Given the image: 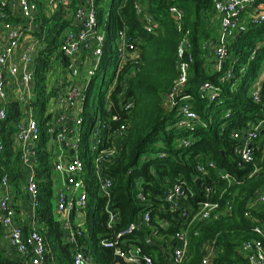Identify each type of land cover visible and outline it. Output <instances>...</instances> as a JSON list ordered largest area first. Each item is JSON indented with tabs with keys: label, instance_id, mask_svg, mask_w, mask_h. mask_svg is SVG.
Instances as JSON below:
<instances>
[{
	"label": "trees",
	"instance_id": "16d2710c",
	"mask_svg": "<svg viewBox=\"0 0 264 264\" xmlns=\"http://www.w3.org/2000/svg\"><path fill=\"white\" fill-rule=\"evenodd\" d=\"M73 1V0H72ZM108 0H97L98 22L104 26V10ZM146 4L159 23L156 34H147L141 27L135 12L136 2ZM263 1V0H258ZM177 4L185 11L184 30H190L193 46L194 63L191 66L186 89L183 95H189V103L199 114L203 126L193 132L178 129L177 109H168L164 104V96L170 92L179 75L178 45L181 38L177 25L169 15V7ZM72 3V8L74 7ZM215 13L214 0H112L105 27L108 36L107 47L103 59L113 53L117 33L126 28L129 35L143 38L141 46V65L129 76V89L126 98H133L134 106L128 113L119 112L121 118L129 123V132L122 142V149L115 163L107 167V174L113 179L112 208L120 212V221L114 226V234L124 232L138 216L151 211L150 226L155 227L159 236H172L186 230L189 237V258L185 264H200L205 254V246L213 244L218 249L214 264H248L241 254L244 243L257 236L253 233V223L244 214L253 195L264 189V171L258 178L247 179L241 186L228 187L218 177L216 169L208 166V159L215 162L217 169L242 178L251 170H241L235 154V142L231 139L234 129L243 130L250 124L264 119V90L262 100L254 101L252 86L264 63V23L253 24L247 20L246 29L238 32L227 47V59L222 70L216 69V56L213 63L207 60V43L216 45V28L210 24V15ZM217 14V13H216ZM36 23L39 34L34 35L44 44V49L37 57L36 98L33 100L35 116L42 127L50 98L54 91L47 92L48 73L51 57L59 47L61 36L69 29L70 21L65 19L64 7L48 17L37 15ZM11 22L15 19L10 18ZM17 21V20H16ZM26 24L23 19L20 20ZM221 24V23H220ZM26 27V25H25ZM220 29V28H219ZM219 32V31H218ZM241 33V35H240ZM61 58L64 65L68 59ZM232 71V79L220 83L225 71ZM205 82L221 85L220 96L214 103L201 99L200 87ZM96 91L91 89L97 97ZM124 99V98H123ZM117 111H120L117 108ZM230 117L226 118V113ZM23 115L20 104L11 100L6 120L1 132L4 139L3 160L0 166V182L8 176L11 183L21 185L23 172L20 167V156L16 149V123ZM86 125L94 112L91 106L86 112ZM185 138L194 143L190 147L182 146ZM264 141V138H263ZM160 143V147L155 144ZM86 141L81 148V157L85 164L84 182L87 192V206L82 211L85 236L80 239L99 264H115L113 249L102 245L103 240L114 237L107 227L109 220L105 210L106 201L100 196L91 157L86 149ZM164 154V157L160 155ZM260 164L264 167V153L257 152ZM52 156L47 150V140L43 134L38 144L37 178L39 185V207L36 218L41 224V234L45 238L48 254H53L59 264H73L70 247L63 240V232L59 218L55 214V175L50 166ZM202 164L207 175L200 176L197 166ZM201 178L200 184L195 179ZM138 182L147 198L146 204L139 202ZM185 182L193 190L194 196L189 198L188 213L183 210L164 212L167 205L160 197L174 183ZM214 192L211 201L218 204L222 213L217 219L197 222L194 216L199 204L208 201L205 189ZM232 206L230 213L226 209ZM254 211L253 215L264 218L262 212ZM74 219L79 215L74 214ZM159 221H166V229L161 228ZM149 226V227H150ZM142 226L131 235H125L129 244L141 246L145 253L155 259V264H167L165 253L154 243H148L147 237L153 230ZM196 235V233H198ZM154 242V241H153ZM156 252V255H154ZM0 264H17L0 248Z\"/></svg>",
	"mask_w": 264,
	"mask_h": 264
},
{
	"label": "built area",
	"instance_id": "2783aa9c",
	"mask_svg": "<svg viewBox=\"0 0 264 264\" xmlns=\"http://www.w3.org/2000/svg\"><path fill=\"white\" fill-rule=\"evenodd\" d=\"M176 2L177 0H170ZM74 7L72 8V3ZM97 0H0V166L3 160L4 139L1 132L3 122L7 118L9 103L17 101L23 115L16 123L15 143L20 156V167L23 172L20 189L30 201L33 212L28 233L15 221L16 211L12 205L10 191L11 182L4 176L0 182V239L8 240L16 250L17 264H59L53 254H48L47 243L41 234L36 218L39 207V185L37 178L38 144L43 136L47 140V150L52 156L50 166L55 175V214L60 220L63 240L70 247L73 264H99L90 250L81 245L80 239L85 236L84 230L76 225L73 215L82 214L87 206V192L84 182L85 164L81 157V148L86 141V149L91 157L100 196L106 201L105 210L108 213L107 227L114 237L103 240L102 245L113 249L115 257L121 258L127 264H155L152 255L144 252L141 246L129 244L124 239L142 226H150L151 211L138 216L135 223H131L127 230L114 234V226L120 221V212L112 208V188L114 181L107 174L106 169L118 159L122 142L129 132V123L120 121V114L128 113L134 106L133 98H126L129 89V76L132 71L141 65V46L143 38L129 35L126 28L117 33L113 53L104 60L105 47L108 36L106 26H100ZM44 3L48 17L55 14L60 6L64 7L65 19H69L70 27L61 36L57 52L52 55L48 86L46 91H54L45 111V124L41 127L35 116L33 100L36 98L37 57L44 49V44L37 38L28 42V33L34 35L38 24L37 13L40 4ZM215 12L220 17V29L217 43L214 47L216 56V69L222 70L227 59V47L239 31L243 14L249 13L253 24L264 23V0H214ZM135 12L140 20L141 27L147 34H156L159 23L149 13L146 4L136 2ZM169 15L175 21L181 38L178 45L179 75L168 94L164 96V104L168 109H177L178 129L193 132L198 126H203L199 114L189 103L191 97L183 95L186 89L191 66L194 63L193 46L190 39V30H184L185 11L177 4L169 7ZM20 16L27 22L26 27L10 21L11 16ZM39 34V32H37ZM69 60L64 65L61 58ZM111 64L114 65L113 77L105 87L98 78L102 70ZM90 65L88 69L87 66ZM63 67L67 77L61 79L55 69ZM75 68V74L72 72ZM79 72L89 74L90 78L74 80ZM232 79V71H225L220 77V83ZM50 81L54 84L50 87ZM93 88L98 92L97 97L88 92ZM221 85L205 82L201 85L199 93L201 99L214 103L220 96ZM13 98H11V95ZM262 91L252 92L254 101L262 100ZM124 98V99H123ZM93 107L94 115L86 125V112ZM117 108L120 111H117ZM230 117V112L226 113ZM205 126V125H204ZM264 119L252 123L243 130L234 129L231 139L235 142V154L238 158V167L244 170L251 167L242 178H237L228 172L217 169L215 162L208 159V166L216 169L218 177L227 183L228 187L241 186L247 179L258 178L264 171L257 152L264 153ZM194 143L191 138H185L182 146L190 147ZM164 157V154L160 155ZM200 176L207 175L202 164L197 166ZM196 182L201 178L195 179ZM137 198L140 203L146 204L147 198L138 182ZM209 198L199 204L194 220L197 222L217 219L222 213L218 211V204L211 201L214 194L211 188L205 189ZM194 196L185 182L174 183L160 197L167 205L164 212L173 213L183 210L188 213L189 198ZM182 202L186 204L183 205ZM244 214L245 218L253 223L252 231L257 236L247 241L241 247V254L248 264H264V218L253 215L254 211L264 209V189L256 192L249 201ZM232 206L226 209L230 213ZM264 215V211L262 212ZM161 228L166 229L168 223L159 221ZM152 234L147 237L148 243L155 240H164L168 254L165 255L167 264H185L189 258V237L186 230L175 235L159 236L155 227L150 226ZM196 233V235H198ZM154 241V242H153ZM218 254L213 244L205 246V254L200 264H214Z\"/></svg>",
	"mask_w": 264,
	"mask_h": 264
},
{
	"label": "crops",
	"instance_id": "0c3cea01",
	"mask_svg": "<svg viewBox=\"0 0 264 264\" xmlns=\"http://www.w3.org/2000/svg\"><path fill=\"white\" fill-rule=\"evenodd\" d=\"M43 14L48 16V13L46 11V7H45L44 3L40 4L39 12L36 15H43ZM249 16H250L249 13L243 14L238 32L242 33V31L246 29V26H247L246 23H247V20L249 19ZM13 18L15 19L14 23L21 24L20 20H22V19L20 18V16H18V15L15 17L13 16ZM209 20H210V24L217 29L216 30V37H217L218 31L220 28V17L215 12V13H212L210 15ZM21 25H23V24H21ZM25 25H27V22L23 26H25ZM37 31H38V29H36V32ZM1 33H2V31L0 29V35H1ZM35 39H36L35 35L28 33V38H27L28 42H33ZM41 44H43V43L41 42ZM214 47H215L214 43H212V42L207 43V48H208L207 49V60H210L213 63V67H214V60H215V56L213 54L214 53ZM255 90L256 91H263L264 90V63H263L262 68L259 71L258 76L255 79L253 86H252V92H254ZM10 96H11V98H13L12 94ZM10 191H11V195H12V205L14 206L15 211H16L15 221L18 225L23 227V230L25 231V233H28V230L30 228V224L32 221V215H33V212H32L31 206H30L29 198L26 194H24L21 191L20 187H18L14 183H11ZM182 204L185 205L186 203L182 202ZM83 217H84L83 214L79 215V219L75 220L76 225H78L82 229H83V224H84L83 223ZM154 245L158 246V248L162 252H164L165 254H168L166 244H165V241L163 239L162 240H159V239L155 240ZM0 248L12 260L16 259L17 252L10 245L8 240L0 239ZM154 255H156V252ZM166 261H167V259H166Z\"/></svg>",
	"mask_w": 264,
	"mask_h": 264
},
{
	"label": "rangeland",
	"instance_id": "374dc122",
	"mask_svg": "<svg viewBox=\"0 0 264 264\" xmlns=\"http://www.w3.org/2000/svg\"><path fill=\"white\" fill-rule=\"evenodd\" d=\"M111 2L112 0H108L107 1V5L105 7V10H104V18H103V22L105 23L106 20L108 19V15H109V12H110V8H111ZM21 24H25L23 22H20ZM87 68L89 69L90 68V65L87 66ZM113 72H114V65L111 64L109 67L106 68V71L104 72V70L101 71L100 75H99V78H98V83L101 84L102 81L104 83V86L106 87L109 83H110V80L112 79L113 77ZM55 73L60 76L61 79H64L65 77H67V72L65 71V69L63 67H60L58 69H55ZM50 76H53L49 73ZM74 77V80H82V79H88L90 78L89 74H83L81 72H79V74L75 77ZM54 83L52 81H50V87L53 85ZM57 84V83H56ZM54 84V86L56 85ZM155 147L159 148L160 147V143H157L155 144Z\"/></svg>",
	"mask_w": 264,
	"mask_h": 264
},
{
	"label": "water",
	"instance_id": "95a60500",
	"mask_svg": "<svg viewBox=\"0 0 264 264\" xmlns=\"http://www.w3.org/2000/svg\"><path fill=\"white\" fill-rule=\"evenodd\" d=\"M240 35H241V33H240ZM71 70H72V72H73L74 74L76 73V72H75V68H72ZM197 183L200 184V180H198ZM79 215H82V214H79ZM114 263H115V264H127V263H125V262H124L121 258H119V257H115V259H114Z\"/></svg>",
	"mask_w": 264,
	"mask_h": 264
}]
</instances>
